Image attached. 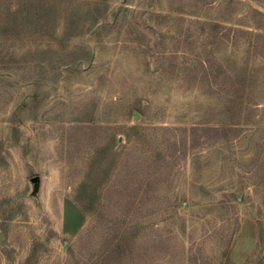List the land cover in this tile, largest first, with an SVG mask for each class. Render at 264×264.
<instances>
[{
	"label": "rangeland",
	"instance_id": "obj_1",
	"mask_svg": "<svg viewBox=\"0 0 264 264\" xmlns=\"http://www.w3.org/2000/svg\"><path fill=\"white\" fill-rule=\"evenodd\" d=\"M0 264H264V0H0Z\"/></svg>",
	"mask_w": 264,
	"mask_h": 264
},
{
	"label": "crops",
	"instance_id": "obj_2",
	"mask_svg": "<svg viewBox=\"0 0 264 264\" xmlns=\"http://www.w3.org/2000/svg\"><path fill=\"white\" fill-rule=\"evenodd\" d=\"M63 216L65 219L64 229L66 232H74L83 222V214L72 205L64 203Z\"/></svg>",
	"mask_w": 264,
	"mask_h": 264
}]
</instances>
